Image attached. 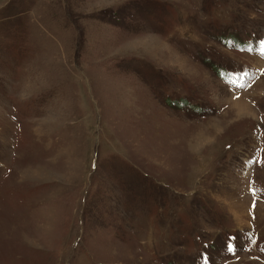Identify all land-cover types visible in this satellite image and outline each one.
<instances>
[{
    "label": "rangeland",
    "instance_id": "obj_1",
    "mask_svg": "<svg viewBox=\"0 0 264 264\" xmlns=\"http://www.w3.org/2000/svg\"><path fill=\"white\" fill-rule=\"evenodd\" d=\"M0 264H264V0H0Z\"/></svg>",
    "mask_w": 264,
    "mask_h": 264
},
{
    "label": "bare ground",
    "instance_id": "obj_2",
    "mask_svg": "<svg viewBox=\"0 0 264 264\" xmlns=\"http://www.w3.org/2000/svg\"><path fill=\"white\" fill-rule=\"evenodd\" d=\"M237 104H238L239 106H238ZM245 104H246V103H245ZM235 106H238V108L236 107L238 110H239V108H242V104H239V102L237 101V99H236V101H235ZM243 106H244V103H243ZM247 107H248V106H247ZM244 108H245V106H244ZM242 110H243V109H242ZM244 111H245V110H244Z\"/></svg>",
    "mask_w": 264,
    "mask_h": 264
},
{
    "label": "trees",
    "instance_id": "obj_3",
    "mask_svg": "<svg viewBox=\"0 0 264 264\" xmlns=\"http://www.w3.org/2000/svg\"><path fill=\"white\" fill-rule=\"evenodd\" d=\"M106 14H108V15L111 14V15H112V12H111V11H107V12H105V15H106Z\"/></svg>",
    "mask_w": 264,
    "mask_h": 264
}]
</instances>
